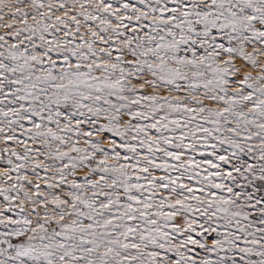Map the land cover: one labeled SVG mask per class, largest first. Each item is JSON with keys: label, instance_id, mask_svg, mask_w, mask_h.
I'll return each mask as SVG.
<instances>
[{"label": "snow or ice", "instance_id": "obj_1", "mask_svg": "<svg viewBox=\"0 0 264 264\" xmlns=\"http://www.w3.org/2000/svg\"><path fill=\"white\" fill-rule=\"evenodd\" d=\"M0 264H264V0H0Z\"/></svg>", "mask_w": 264, "mask_h": 264}]
</instances>
